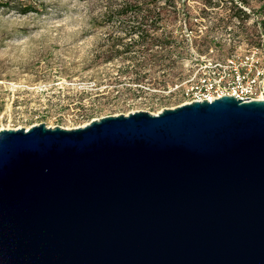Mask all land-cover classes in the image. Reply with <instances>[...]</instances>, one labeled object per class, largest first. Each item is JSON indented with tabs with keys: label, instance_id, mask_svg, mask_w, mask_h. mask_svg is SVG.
<instances>
[{
	"label": "water",
	"instance_id": "obj_1",
	"mask_svg": "<svg viewBox=\"0 0 264 264\" xmlns=\"http://www.w3.org/2000/svg\"><path fill=\"white\" fill-rule=\"evenodd\" d=\"M0 264H264V100L1 129Z\"/></svg>",
	"mask_w": 264,
	"mask_h": 264
},
{
	"label": "rangeland",
	"instance_id": "obj_2",
	"mask_svg": "<svg viewBox=\"0 0 264 264\" xmlns=\"http://www.w3.org/2000/svg\"><path fill=\"white\" fill-rule=\"evenodd\" d=\"M243 1L246 18L231 2L199 0L117 17L106 0H26L37 8L27 14L0 7V130L157 114L189 101L175 86L208 61L249 55L264 69V0ZM141 20L153 40L136 33L112 46Z\"/></svg>",
	"mask_w": 264,
	"mask_h": 264
},
{
	"label": "built area",
	"instance_id": "obj_3",
	"mask_svg": "<svg viewBox=\"0 0 264 264\" xmlns=\"http://www.w3.org/2000/svg\"><path fill=\"white\" fill-rule=\"evenodd\" d=\"M254 58L246 55L239 62V57L232 56L227 64L208 61L177 84L175 92L189 100L183 104L213 101L224 96L242 101L264 100V69L258 67L259 59ZM247 98L250 99L244 100Z\"/></svg>",
	"mask_w": 264,
	"mask_h": 264
},
{
	"label": "trees",
	"instance_id": "obj_4",
	"mask_svg": "<svg viewBox=\"0 0 264 264\" xmlns=\"http://www.w3.org/2000/svg\"><path fill=\"white\" fill-rule=\"evenodd\" d=\"M26 0H0V7L6 9H21L22 14H27L29 12L35 11L37 8L32 5H27L25 3ZM204 7H212L216 4H224L227 5L231 2L234 5L235 9L239 16L244 14V18H246V13L240 10L243 9L242 5L244 4L243 0H240L239 3H234V0H199ZM237 2V0H236ZM185 5V3L183 4ZM108 9V14L113 17L117 16H125L127 14H139L140 12H144L145 14H150L151 11L148 9H177L178 8V0H106L105 4ZM138 9V10H137ZM139 12V13H138ZM160 13V12H159ZM232 16V15H231ZM230 19V15L226 16ZM146 20L138 21L137 25L128 26L125 30V36L119 35L113 38V45L116 46L121 43L122 39L126 36H133L138 33V38L143 43V45L148 43V40H153L154 37L148 32L147 29L141 28L142 22Z\"/></svg>",
	"mask_w": 264,
	"mask_h": 264
},
{
	"label": "bare ground",
	"instance_id": "obj_5",
	"mask_svg": "<svg viewBox=\"0 0 264 264\" xmlns=\"http://www.w3.org/2000/svg\"><path fill=\"white\" fill-rule=\"evenodd\" d=\"M32 127V126H31ZM30 127V128H31ZM21 128V127H20ZM5 129H19V128H11V127H6ZM26 129H29V128H26Z\"/></svg>",
	"mask_w": 264,
	"mask_h": 264
}]
</instances>
